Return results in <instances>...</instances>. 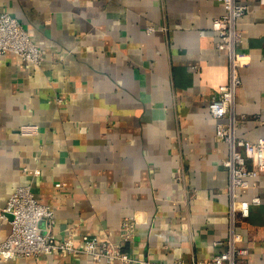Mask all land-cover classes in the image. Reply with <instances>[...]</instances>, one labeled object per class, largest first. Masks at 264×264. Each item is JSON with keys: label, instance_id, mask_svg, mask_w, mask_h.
<instances>
[{"label": "crops", "instance_id": "crops-1", "mask_svg": "<svg viewBox=\"0 0 264 264\" xmlns=\"http://www.w3.org/2000/svg\"><path fill=\"white\" fill-rule=\"evenodd\" d=\"M237 27L243 65L235 93L236 132L264 136V0ZM45 50L41 64L0 54V243L11 231L1 211L31 184L55 211L54 232L85 234L161 263L207 259L226 249L231 225L228 145L208 104L228 81L217 46L221 0H0ZM40 174L36 175L35 170ZM240 190L255 197L235 212L248 255L264 264V172ZM124 221L134 230L128 239ZM0 264H109L55 251Z\"/></svg>", "mask_w": 264, "mask_h": 264}, {"label": "built area", "instance_id": "built-area-1", "mask_svg": "<svg viewBox=\"0 0 264 264\" xmlns=\"http://www.w3.org/2000/svg\"><path fill=\"white\" fill-rule=\"evenodd\" d=\"M225 12L214 18L211 31L218 36L217 46L228 54V81L221 85L212 97L208 108L217 120L216 137L228 145V154L222 164L229 173L228 194L230 198L231 225L226 249L207 259L185 260L161 263L151 259L132 258L121 246L98 236L85 234L82 241L85 247H76L71 235L59 237L54 232L55 211L42 203L33 191L31 184L18 186L10 196L1 215L11 225L8 237L0 243V258L9 260L16 257L33 258L55 251L69 253L84 252L96 261L105 259L109 264H239V259L248 255L249 249L242 244V234L237 229L235 212L240 210L248 217L250 205L260 203L255 197L249 201L239 200L240 190L251 187V178L264 172V136L256 140L246 139L236 132L235 93L242 83L240 68L243 65L239 44L244 41L237 27L238 19L248 10L246 3L239 0H221ZM14 53L22 59L41 64L45 50L30 37L19 19L8 13H0V54ZM39 169L35 174L39 175ZM135 224L124 221L122 224L125 239H128Z\"/></svg>", "mask_w": 264, "mask_h": 264}]
</instances>
